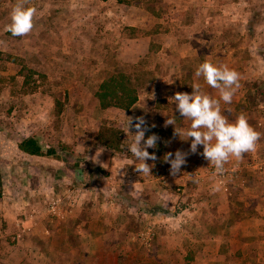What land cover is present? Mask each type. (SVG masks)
<instances>
[{
  "label": "rangeland",
  "instance_id": "rangeland-1",
  "mask_svg": "<svg viewBox=\"0 0 264 264\" xmlns=\"http://www.w3.org/2000/svg\"><path fill=\"white\" fill-rule=\"evenodd\" d=\"M180 2L181 0H0V242L15 245L20 240H32L31 235L24 232L29 227L23 220L28 221V217L33 225L36 223L38 227H44L39 233L33 234L36 236L35 240L41 239V234L46 237L52 234L46 232L45 228L52 229L54 217L57 219L56 214L59 213V203L54 199L52 191L47 190L40 195L27 187L33 180L35 183H46L47 179L51 181L56 166L42 163L48 158L63 157L65 160L62 166L67 167L70 175L71 167L79 162L71 151L77 145L101 144L98 133L104 124H111L121 132V146L110 151L111 158L120 156L127 163L130 162L129 159L135 160L127 151V145L133 140L135 134L132 132L136 131L134 124L140 116L146 120L145 139L153 133L159 137L157 146L148 151H162L165 145L162 133L169 125L165 123L167 117L157 110L163 108L164 104L155 91H152L151 83L156 78H166L167 66L179 62L178 57L171 56L162 34L172 29L181 31L178 25L170 28L163 23V20L181 16ZM247 2L253 23H262L264 0ZM20 3L25 7L35 8L33 27L23 36H14L8 30V25L11 23L12 10ZM254 25V29L250 30L251 38L248 36L246 41L232 44L241 51L242 58L239 61L243 67L246 59L252 60V65L257 70L253 76L244 70L239 73L237 95L245 98L248 113L253 115L255 124L264 130V27L261 24ZM145 37L152 40L151 45L146 43L143 47L139 46ZM148 48L150 52L146 53ZM250 50L253 52L252 58ZM111 73L128 75L138 88L141 103L130 112L106 111L101 108L97 92ZM247 88L252 90L251 94ZM58 101L64 104L61 115L57 112ZM131 118L132 132L128 125ZM29 136L39 138L45 152L53 150L55 156L40 159L25 156L18 149V144ZM67 151L70 153H66ZM116 164L113 162L115 172L110 171L109 177L115 176L118 179L122 175L118 173ZM37 165H41V170ZM89 167L94 170L97 178L107 176V171L101 174L96 171L98 168ZM126 169L129 170L128 174L132 173L130 166H126ZM193 172L202 174L197 170ZM41 174L44 180L38 179L42 178ZM220 177L219 174L216 175V178ZM11 185L15 186L16 201L6 204L3 199ZM132 192L131 188L122 191L124 201L121 206H126L124 210L127 213L121 215L118 223L121 225L122 220H125V225L120 227L119 234L112 232L113 229L108 233L112 264H116L118 257L119 264H153L149 263V256L153 253L152 246L158 238L162 239L159 243L165 241L166 228L159 229L163 234L157 233V225L150 224L149 216L139 214V209L130 205L135 195ZM174 192L183 193L181 186H175ZM42 212L45 213V218L37 222L36 216ZM136 220H142L140 226L134 223ZM177 228L179 226H170V230ZM240 241L243 249H238V246L228 248L226 246L230 242H224L223 260L219 257L214 263L264 264V231L257 244L241 237ZM115 242H122L125 248L114 253ZM257 246H261V249H257ZM191 250L195 252V249ZM167 254L168 250H161L158 253L160 257L155 256L154 264H168ZM140 256H144L143 261Z\"/></svg>",
  "mask_w": 264,
  "mask_h": 264
},
{
  "label": "crops",
  "instance_id": "crops-1",
  "mask_svg": "<svg viewBox=\"0 0 264 264\" xmlns=\"http://www.w3.org/2000/svg\"><path fill=\"white\" fill-rule=\"evenodd\" d=\"M247 3V0H181V16L163 20L170 28L177 25L181 27V31L172 29L162 34L171 56L178 57L179 62L167 66L166 78H156L151 85L152 91L164 104L163 108L157 110L167 119L173 115L176 124L179 121L178 129H188L191 121L182 117L176 111L175 104L170 103V97L176 92L190 93L193 91L192 85L199 84L203 92L219 98L218 89L208 85L202 76L195 75L200 63L208 60L217 65H227L238 74L244 70L253 76L257 72L252 60L246 59L243 67L239 61L242 58L241 51L232 44L246 41L248 36L251 38L250 30L254 29V24L264 27V21L253 23ZM151 41L145 37L139 46L143 47L146 43L150 46ZM135 45L139 48L137 43ZM250 53L252 58L253 52ZM185 62L188 64L185 65ZM247 89L251 94L252 90ZM237 90L231 104L221 101L222 111L230 121L244 115L248 123L261 134L253 151L243 153L238 159L231 158L223 172H217L202 155L203 146H199L197 152H192L191 138L184 140L187 137H180L175 132V126L169 124V128L164 126L167 129L162 133L164 148L161 152H155L160 159L148 162L152 165L151 174L141 175L135 171L134 159H129L127 163L120 156L111 158L109 153L113 149L102 144L75 146L71 153L79 162L71 167L70 175L67 167L62 166L65 160L63 157L43 160L45 165L56 166L53 178L51 181L47 179L46 183H35L33 180L27 188L40 195L47 190L52 191L54 199L59 203V213L56 214L57 219L54 217L52 229L45 228L46 232L52 234L48 237L41 234L39 237L43 240H35L33 234L39 233L44 227H38L36 223L33 225L28 217V221L23 220L29 227L24 232L31 235L32 240H20L15 245L0 242V263L112 264L108 233L113 229L112 232L119 234L120 227L125 225V220H122L121 225L118 223L121 215L126 212V206H121L124 201L122 191L130 188L135 194L130 205L138 208L139 214L149 216L150 224L157 225V233L166 232L165 241L159 243L161 238H158L152 246L149 263L154 264L155 256L160 257L158 253L166 249L168 264H215L214 261L219 257L223 260L222 248L225 243L230 242L226 246L228 248L238 246V249H243L240 246L242 242H239L241 237L257 244L264 231V130L255 124L253 115L247 111L248 105L244 104L245 98L238 96ZM140 103L141 98L133 109ZM177 150L187 154L186 163L180 173L173 175L171 165L164 157L172 152L174 158ZM113 162L117 163L118 173L122 175L118 179L115 176L109 177L110 171L115 172ZM37 166L40 169L41 165ZM89 166L98 168L96 171L101 174L107 171V176L97 178ZM126 166H130L132 173L128 174ZM217 174L222 178H216ZM40 177L39 180H44L43 175ZM175 186H181L183 193L174 192ZM14 189V185L8 187V194L3 199L6 204L16 201ZM44 218L43 212L36 216L37 222ZM141 222L136 220L134 223L140 226ZM173 225L179 228L170 230ZM162 227L166 228L164 232L159 230ZM114 245V253L125 248L122 242H115ZM257 249L260 250L261 246H257ZM143 257L140 256L142 261ZM119 261L118 257L116 264Z\"/></svg>",
  "mask_w": 264,
  "mask_h": 264
},
{
  "label": "clouds",
  "instance_id": "clouds-1",
  "mask_svg": "<svg viewBox=\"0 0 264 264\" xmlns=\"http://www.w3.org/2000/svg\"><path fill=\"white\" fill-rule=\"evenodd\" d=\"M35 8L18 4L11 13V23L8 30L14 36H23L33 27ZM195 75L203 77L205 82L214 89L219 90V98L203 92L199 84H193L192 92H176L170 97V103H174L176 111L191 121L188 129L177 128L173 115H169L166 125H174L175 132L184 140L191 138V151L197 152L199 146H203L205 159L210 161L217 172H223L226 163L231 158H240L243 153L255 149L260 133L256 131L244 115H240L234 121H230L223 113L221 101L231 104L236 90L239 88V74L227 65H217L205 60L199 64ZM168 114V113H166ZM130 131L133 127L132 118L128 122ZM146 120L143 116L137 117L134 127L136 129L132 142L127 145V151L134 157L135 171L141 175L152 173V165L147 163L149 159L155 161V152H149V148H155L159 137L153 133L146 135ZM143 141V143H142ZM186 153L177 150L174 154L168 152L164 159L171 165V173L177 175L186 163Z\"/></svg>",
  "mask_w": 264,
  "mask_h": 264
},
{
  "label": "trees",
  "instance_id": "trees-1",
  "mask_svg": "<svg viewBox=\"0 0 264 264\" xmlns=\"http://www.w3.org/2000/svg\"><path fill=\"white\" fill-rule=\"evenodd\" d=\"M97 99L101 108L106 111H130L139 100L138 88L132 83L130 77L124 73H111L102 82L98 92ZM58 115L63 112L64 104L57 102ZM121 132L111 124H104L98 133L99 142L112 149H119L121 146ZM18 149L27 157L40 159L46 156H55V151L45 152L41 141L36 136L24 138L19 144ZM60 158V156L58 157Z\"/></svg>",
  "mask_w": 264,
  "mask_h": 264
}]
</instances>
